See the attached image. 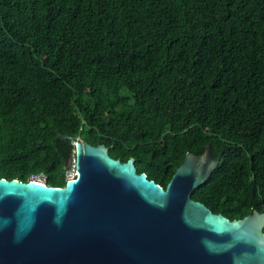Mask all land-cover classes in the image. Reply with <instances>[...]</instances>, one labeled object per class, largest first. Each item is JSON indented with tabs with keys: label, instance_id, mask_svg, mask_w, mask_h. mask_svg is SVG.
<instances>
[{
	"label": "trees",
	"instance_id": "1",
	"mask_svg": "<svg viewBox=\"0 0 264 264\" xmlns=\"http://www.w3.org/2000/svg\"><path fill=\"white\" fill-rule=\"evenodd\" d=\"M59 134L162 186L209 143L191 197L264 211V0H0V177L63 186Z\"/></svg>",
	"mask_w": 264,
	"mask_h": 264
},
{
	"label": "water",
	"instance_id": "2",
	"mask_svg": "<svg viewBox=\"0 0 264 264\" xmlns=\"http://www.w3.org/2000/svg\"><path fill=\"white\" fill-rule=\"evenodd\" d=\"M59 136L75 160L63 186L0 177V264H264V211L230 219L191 197L219 162L209 143L162 186L133 157Z\"/></svg>",
	"mask_w": 264,
	"mask_h": 264
},
{
	"label": "built area",
	"instance_id": "3",
	"mask_svg": "<svg viewBox=\"0 0 264 264\" xmlns=\"http://www.w3.org/2000/svg\"><path fill=\"white\" fill-rule=\"evenodd\" d=\"M71 165H72V166H71L70 169H71V170H74V173H75V160H74V158L72 159ZM74 173H73V174H74ZM33 179H37V180H41V181H45V177H43V176H42V177L33 178Z\"/></svg>",
	"mask_w": 264,
	"mask_h": 264
},
{
	"label": "rangeland",
	"instance_id": "4",
	"mask_svg": "<svg viewBox=\"0 0 264 264\" xmlns=\"http://www.w3.org/2000/svg\"><path fill=\"white\" fill-rule=\"evenodd\" d=\"M72 159H73V157H71L70 160H69V170H68V172H67V176H68V177L72 176L73 173H74V170H71V169H70L71 166H72V165H71Z\"/></svg>",
	"mask_w": 264,
	"mask_h": 264
}]
</instances>
